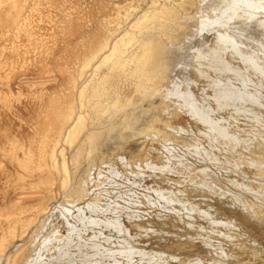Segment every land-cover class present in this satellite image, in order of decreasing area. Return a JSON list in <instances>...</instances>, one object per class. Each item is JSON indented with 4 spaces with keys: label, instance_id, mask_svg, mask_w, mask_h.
<instances>
[{
    "label": "bare ground",
    "instance_id": "bare-ground-1",
    "mask_svg": "<svg viewBox=\"0 0 264 264\" xmlns=\"http://www.w3.org/2000/svg\"><path fill=\"white\" fill-rule=\"evenodd\" d=\"M176 1L179 0H0V181L3 182L0 186V264H29L38 256L40 258L41 253L53 255L50 253L53 247L37 243L39 236L44 241L49 239L45 236L50 233L56 234V226L50 222L45 228L44 218L40 216L52 207L64 210L68 207L64 200H78L86 194L88 179L84 171L78 175L79 157L87 158L82 168L86 170L89 169L88 157L96 150L101 156L114 153L117 146L141 150L147 124L155 114L150 109L165 98L163 91L168 89L167 85L176 82L179 75L191 77L196 68L201 71L198 69L202 64L195 60L198 56L190 53L182 56L184 30L190 29L184 19L192 20L191 15L198 12L205 16L221 14L216 26L208 28V23L203 24L209 31L199 38L200 41L198 36L192 35L202 45L201 50H207L206 42L220 30L240 45L251 48L252 41L264 51V18L252 17L255 12L252 16L235 8L233 12H225L226 5L219 7L224 0H189L186 7L181 10L177 7L179 10L166 14L165 5L176 4ZM208 33L212 36L208 37ZM199 45L196 48H200ZM181 60L184 65H179ZM257 61L254 67L259 64ZM257 82L260 88L262 83ZM254 95L249 94L250 97ZM168 104L173 103L165 105ZM11 116L19 125L27 127L24 135L4 123ZM215 120H211L212 124L217 125ZM155 132L157 136L158 130ZM150 133L152 135V131ZM16 181L26 184L22 183L16 191ZM26 197L32 200H23Z\"/></svg>",
    "mask_w": 264,
    "mask_h": 264
},
{
    "label": "rangeland",
    "instance_id": "rangeland-1",
    "mask_svg": "<svg viewBox=\"0 0 264 264\" xmlns=\"http://www.w3.org/2000/svg\"><path fill=\"white\" fill-rule=\"evenodd\" d=\"M188 1L166 4L165 13L181 10L189 4ZM253 1L224 0L219 7L228 5L231 10L225 6L223 11L233 12L235 8L243 10L246 16L255 12L252 17L264 18V0ZM197 14L190 16L192 20H183L189 25L190 29L186 27L190 33L184 30L182 43L186 46L181 43V48L186 49L183 50L186 55L182 51V56H198L195 60L201 62L198 61L199 65L202 64L198 69L201 71L196 68L191 77L182 74L176 77V82L167 85L168 89H164L167 92L163 91V103L150 109L155 114L147 124L141 150L137 152L117 146V151L103 156L96 150L97 154L94 152L88 157L89 169L86 170L82 168L86 166L87 158L79 157L78 175L84 171L88 179L86 194L78 200H64L70 208L52 207L41 214L45 228L52 222L58 235L52 232L45 236L51 241L45 238L43 241L39 236L37 244L53 247L50 253L53 252L55 258L48 256L49 252L41 253L38 260L29 264H264V51L257 48L256 42L250 41V46L254 45L251 48L240 45L220 30L215 38L206 42L210 51L208 48L201 50L203 47L197 41L209 31V27L218 24L221 14ZM201 18L206 20L203 22ZM205 23L209 24L208 28L203 26ZM194 34L198 40L193 38ZM211 36L212 33H208V37ZM217 37L221 40L218 41ZM188 43L196 45L188 47ZM198 45L200 48H196ZM235 46L241 50H236ZM242 52L248 55L243 57ZM255 61L259 64L254 67ZM182 63L184 65V60L179 65ZM257 81L263 84L260 88ZM227 92L230 96H225ZM249 92L255 95L250 97ZM168 102L173 104L165 105ZM208 118L216 119L217 125ZM4 123L14 130L19 129L22 135L27 132V127L19 125L13 116ZM155 130H158L157 136ZM22 183L26 184L16 181V191ZM0 186H3L1 181ZM23 200L32 199L26 197Z\"/></svg>",
    "mask_w": 264,
    "mask_h": 264
}]
</instances>
